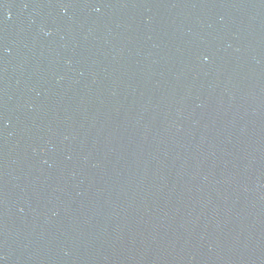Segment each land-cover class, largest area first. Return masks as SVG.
<instances>
[{
  "label": "water",
  "instance_id": "water-1",
  "mask_svg": "<svg viewBox=\"0 0 264 264\" xmlns=\"http://www.w3.org/2000/svg\"><path fill=\"white\" fill-rule=\"evenodd\" d=\"M0 264H264V0H0Z\"/></svg>",
  "mask_w": 264,
  "mask_h": 264
}]
</instances>
